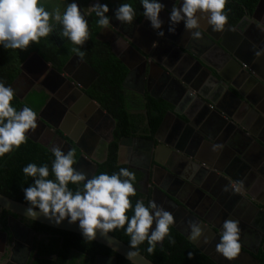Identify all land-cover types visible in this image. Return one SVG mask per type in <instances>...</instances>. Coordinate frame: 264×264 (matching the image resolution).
Wrapping results in <instances>:
<instances>
[{
  "label": "clouds",
  "instance_id": "1",
  "mask_svg": "<svg viewBox=\"0 0 264 264\" xmlns=\"http://www.w3.org/2000/svg\"><path fill=\"white\" fill-rule=\"evenodd\" d=\"M226 0H178L168 13V32L174 33L176 25L183 23L191 38H200L199 19L206 17L213 31H222L227 23ZM143 17L156 31L157 36L164 37L160 13L164 9L161 0H140ZM89 11L98 18L96 23L107 27L110 23L109 8L96 0ZM136 12L128 2L121 3L112 14L116 21L131 25ZM51 18V22H50ZM60 26L59 35L67 38L73 45L83 46L89 38L86 13L78 7L75 0L67 3L63 12L45 10L43 0H0V47L4 49L26 50L30 45L47 37L56 24ZM156 45V42H153ZM77 57L84 55L79 47L73 48ZM264 49L255 51L260 57ZM13 89L0 81V157L12 152L25 143L27 134L37 127L36 113L30 107L20 110L11 105ZM221 145H212L216 151ZM54 159L51 162V175L47 165L37 166L28 163L22 168L25 176L32 178V183L22 188L24 200L29 207L27 215L33 219L42 214L57 225L65 220L76 223L85 240H94L97 233L107 235L116 229H123L129 237L130 251L127 258L137 254V246L147 242L146 251L153 253L157 243L165 237L174 243L170 227L174 224L173 215L149 200L145 205L137 199L130 205L129 197L136 195L135 177L127 168L108 174L101 172L87 177L73 167L74 156L71 150L65 152L58 146H51ZM69 183L78 185L75 191L69 189ZM82 184V187L79 185ZM243 181H233L226 185L239 192ZM131 207L132 214L128 215ZM38 210V211H37ZM188 236L196 241L203 237L199 223L188 222ZM216 251L227 259L237 256L240 250V228L237 221L225 219L221 225ZM204 242L207 243L206 238ZM191 258V253H189Z\"/></svg>",
  "mask_w": 264,
  "mask_h": 264
},
{
  "label": "trees",
  "instance_id": "2",
  "mask_svg": "<svg viewBox=\"0 0 264 264\" xmlns=\"http://www.w3.org/2000/svg\"><path fill=\"white\" fill-rule=\"evenodd\" d=\"M260 1L226 0L227 22L231 26H236L241 23L243 18L251 17ZM65 2L67 4L71 0ZM91 2L92 0H80L81 7L87 11ZM100 2L108 6L109 13L106 15L109 17L112 9L121 4H117L113 0H100ZM123 2L130 3L134 8L136 12L134 21L137 23L142 22L144 17L140 0H122ZM46 10L49 11V9ZM97 19L94 13L88 11L86 20L88 22L89 38L83 46L73 45L67 38L61 37L59 35L60 26L57 23L47 37L41 38L38 43L30 45L26 50L0 47V81L13 89L11 105L14 109L20 110L22 107L27 106L38 113L47 102L49 95L38 85L28 93L25 100H20L14 85L22 74L21 67L34 53H37L55 70L62 72L70 59L76 55L73 48L79 47L84 53L79 58L97 73V77L85 93L115 122L112 130V140L106 145L105 158L101 162H95L97 170L94 175L101 172L112 174L118 172L122 167L127 168L134 174V187H136V195L129 197L130 205L134 206L137 199L147 205L150 200V193L145 196L138 189L141 173L134 172L127 164H123L119 160L120 141L123 138L134 136H140L145 140H154V135L159 129L168 107L162 100L147 96L144 105L146 113L144 115L131 113V97L124 87L129 71L114 54L110 43L99 38V34L105 27L99 26L96 23ZM56 132L73 145L71 151L74 156L73 167H75L81 155L80 149L68 137H65L60 130ZM53 159L54 157L48 147L27 137L25 143L20 145L19 148H14L12 152L0 157V193L28 205L24 200L21 189L31 184L32 178L25 176L22 168L28 163H34L37 166L47 165L49 178H53L51 175V162ZM79 186L82 187V184ZM68 187L70 190L75 191L78 185L69 183ZM8 214L9 212L5 209L1 210L0 226L6 225ZM127 214H132L131 207ZM23 221L28 220L23 219ZM28 222L30 228L38 235H42L43 238L35 247L34 259H30L26 264H96L98 257L114 259L115 264H133L109 247L94 240H85L80 234L57 230L36 221L29 220ZM110 234L129 245V237L122 228L113 230ZM170 235L173 237L174 243H169L168 238L165 237L161 244L157 243L153 253L149 254L146 251L147 242L145 241L137 246V251L155 264H218L172 226L170 227ZM189 253H191V258H189ZM255 258L259 261V264H264V248L258 251Z\"/></svg>",
  "mask_w": 264,
  "mask_h": 264
},
{
  "label": "water",
  "instance_id": "3",
  "mask_svg": "<svg viewBox=\"0 0 264 264\" xmlns=\"http://www.w3.org/2000/svg\"><path fill=\"white\" fill-rule=\"evenodd\" d=\"M174 4H175V2H174ZM262 4H264V0H261L259 2L257 7L255 8L254 12L251 14L250 18L245 17L242 19L241 22H249V26H250L249 30H251V29L257 30L260 32V34L264 35V29L259 28L258 25L255 23V21L257 23H260V22H258L259 20L255 18V13H258V8ZM170 10L171 9H165V10L163 9L162 12L165 15L166 14L168 15ZM163 19H164V21H166V16H164ZM146 21L147 20L145 19V22ZM145 22L144 23L140 22V23H136V24L138 27H143V26L145 27L146 26ZM239 24H237L236 26H231L230 23H228V22L226 23L225 28H224L226 33H227L226 35L228 36V34H231V35H229V36H231V37H229V41H228V37H226L225 35H223V36L220 35V37H222V39L221 40L218 39V37H219L218 35L215 36V35L211 34L201 24H200V29H201L200 31L203 35L207 36L208 40L212 44L217 45V48L223 50V53L226 55V57L232 62L233 66L236 67L235 73H237L238 76H240L241 78L247 79L248 83L249 82H251L252 84L258 83L261 86V84L264 83V77L261 74H259L252 66H250L248 64V61H245L244 59H242L240 57V55H238V52L234 51V50H236V49H234V46L236 43L241 44L243 38H245V37L249 38V33L245 32L244 27H240ZM179 25H181L183 27L182 33H180V34H176L177 32L169 33L167 30L168 24L165 28L164 22H163L162 23V30L164 31V37L157 36L156 31H154V35L151 37V40H149V46L146 50L139 48L140 46L137 44H133L134 42L132 43L129 41L127 42L124 39L123 40L127 42L126 48L130 49L133 54H136V56L139 58L140 62L142 63V66L140 67L141 76H142V78H144V77L148 78L146 82H149L151 80V78L154 77V70H152V68L153 67L157 68L158 71L161 70L160 72L162 73V77H161L162 80L161 81L163 83H165L167 80H170L169 82H171V85L174 86L173 88H176L175 91L177 92V97L179 98L178 102H180L181 104L186 105L188 103H193V105H195V106H197V105H204V106L211 105L212 106L213 105L214 107H217L199 89V86H198L197 81H196L197 76H196V71L194 69V63L193 62H197L198 66H200V68L204 67V65L201 62V58L197 57L196 54L192 50L186 48L184 43H182L183 39H184V41H187V38L190 36V33L184 29L182 22ZM202 31L205 32V34ZM240 34H242V35H240ZM128 40H130V39L128 38ZM157 41H158V43H157ZM233 41H236V42H233ZM258 41H259L258 39L254 40V44H253V42L251 40L247 39V42L245 45H246V49L249 50L250 54L251 53L254 54L255 51L258 50V48H257ZM153 42H156L155 46L153 45ZM111 48H112L114 54L122 61V63L127 67L128 71H129L127 78L124 82V85H125L127 79L135 71L134 70L135 68H134V66L129 64V62L127 60H125L124 57L120 56V54L114 49L113 45H111ZM184 48L186 49L185 53L183 52V50H185ZM170 49H171V51L175 50L177 52V54L178 53H180L181 55L184 54L183 58H185L186 61L181 62L180 64H178L176 62V60H178V59H175V61L173 63L168 62V58L170 57V56L168 57V55L170 53ZM246 52H248V51H246ZM78 63L80 64V68L77 67ZM21 69H22L21 76L23 74H25V72L28 69H30V70L32 69L33 71H35V72H31V75L34 74L32 76V80L34 82L38 83L41 86V88H43L48 93V95H50L49 100L45 103L42 110H40L38 113H36L37 127L34 130H31L27 134V137L32 139L33 141L41 143L50 149L51 147L48 145V143L51 142V140L54 136L55 138H57V140H59V142H63L64 145L69 150L73 149L72 145L69 142H67L65 139H63L56 132L57 130H60L62 133L67 135L66 129L59 126L58 121H60L62 119L61 115L64 114V109L66 111L67 107L65 105V101L69 100V99H71L73 101V104H74L70 109L71 112L73 111V114H75L77 116V118L81 121V122L78 121L80 124L82 122L85 124V127H84V124H81L80 128L84 127V129H88L90 126L94 127L95 126V120L96 121L98 119L102 120L104 118L111 119L112 123L114 124V120L111 118V116L108 115L103 109H101L99 107V105L85 93V91L90 87L92 82L97 77V73L94 71L93 68H91L87 63H85L83 60H81L76 55L70 59V61L63 68L62 72L55 70L49 63L45 62L37 53H34L23 64ZM68 69H70L71 72L75 73V74L74 75L71 74V72ZM89 75H90V77H89ZM158 75H159V73H158ZM220 76L224 77V75H222V74H220ZM223 77L222 78L220 77L222 82L227 83L228 79H226V77H224V78ZM259 79H260V81H259ZM261 81H262V83H260ZM30 82H32V81H30ZM31 85L32 86L24 93V95H22V96L18 95L20 100H25L28 93L33 89V84L31 83ZM73 93L76 94V97H74V98L72 97ZM193 95L195 96L196 101H193V99H192ZM78 96H80V98H82V102H77L78 98H79ZM84 102H85V104H86V102H90L91 104L94 105L96 112L92 113L93 117L91 116V114L85 115V116H82L79 114V112H78L79 108H81V106L84 105ZM56 105L59 106V108L61 110ZM172 105L176 106V108L173 110H169L166 113L158 131L156 132L157 135L163 129L164 125L167 124V122H169L170 119H174V120L177 119L178 121L182 122L178 117H176L180 113V111L177 108V105H179V104L178 103H176V104L172 103ZM251 106H255V104H253ZM51 107H54L55 109H57V112H59V115L56 118L55 123L49 122L45 118V116L43 115L44 112L49 110ZM256 108H257V110H256L257 112L255 111L256 114L257 115H260V114L263 115V117L260 119L261 121L259 120V123H258V118L256 117L257 118V127H258V126H261L264 124V111H263V108H261V106H258ZM73 114H71V115H73ZM257 115H255V116H257ZM173 117H175V118H173ZM214 117L218 120V122H220L221 119L224 120L223 124H225L226 121H229L228 117L231 119L232 127L230 129L231 130L234 129V131L237 130L239 133L236 136H234L233 138H231L229 141V144L232 147L231 154L233 155L234 158H237L238 160L247 161V154L248 153H247V149H245V148H248V147H245V145H248L250 142L255 141L254 140L256 138L255 132H253V130H250V128L247 126V124H244L240 119H237L235 117L232 118L231 115H229V114H225V117H224V115L222 114V110L219 107L214 109ZM88 118H90V121H88L89 120ZM187 118L189 121H192V119L189 116ZM38 129L41 132L39 135L36 134V131ZM40 136H42L43 138H46V140L48 142L45 140L43 141L42 139H39L38 137H40ZM71 139L74 142V144L76 145V147H78L82 152V154L79 157L74 168L76 170L80 171L81 166L87 167L88 169H91V172H92L91 176H93L97 170V165H96V163L91 161L92 160L91 153L87 152L84 149V147L79 143V141H77L76 139H73L72 137H71ZM124 140L125 139H123L120 143V150H122V144H123ZM97 141H98V139H97ZM152 141L153 140H151L149 143L153 146L154 143ZM178 144L179 145H175V143L174 144L170 143L168 145L170 147V150L173 152L172 158L174 157V159L171 158V160L169 161L168 164L159 163L162 165L163 170H165L167 173H170V175L167 176L169 181L172 178L178 176V173H177L178 171L175 170L176 164L174 162V160L176 158H181V160H182L179 163L180 168H182V167L183 168H190L193 170L194 168H196V164H197V167L200 166V165H198V163H195V161L196 162L199 161L200 163H203L202 158L200 159V157H198L194 153L195 151H197L196 145L195 146L193 145L191 147V150L188 151V150L184 149L185 148V147H183L184 143L183 144L178 143ZM227 153H225V154L227 155ZM182 155H184V157ZM228 155H229V153H228ZM207 164H209V163H207ZM187 165H189V166L187 167ZM250 165L251 166H247V171L251 172L252 168L259 171L257 166H252V164H250ZM215 169H218V168L216 167ZM204 170L206 171V173H205L206 177H205L203 184L199 188V191L201 192V196L204 198L203 199L204 203L206 204V202H209V203L211 202L214 205L223 204L222 198H224V196L227 193V191L224 193V188L226 185H229L231 182H233L235 180H233V178H231L229 180L228 179L229 178L228 173H223L222 176H219V175H217V173L215 171H211L209 169H204ZM187 171H189V170L187 169ZM253 176H256V173H253ZM185 177H188V176H185ZM250 182H251L250 180L249 181L247 180L244 184H242L240 191L236 192L238 194L236 201L247 205L248 207L251 208V210L253 209V210L259 212V218H260V222H261L260 224H264V210L262 208H260V206L258 205L259 200L257 199V197L254 196L253 194H251L247 189V186H248V184H250ZM193 184H194V181H193ZM195 185H196V183H195ZM262 186H263L262 193H263V198H264V184ZM230 191H231V189H229V192ZM227 195H228V193H227ZM170 200H173V199L170 198ZM227 201H229V197H227ZM179 205L182 207L181 209L183 210V213L187 214L189 217H193V218L198 217L200 220L205 221V222L199 223L203 230L206 227L210 228L212 226V224H211V222H209V220H205V218L202 217V215L199 216V214H197V212H195L193 209H191V207L189 205L185 204L183 200H179ZM28 207H29V205L21 203V202L16 201V200H13V199L6 197L0 193V208L1 209H5L6 211L10 212L11 214L17 215L18 217L25 218V219L30 220V221H36V222H39V223L44 224L46 226L55 228L57 230L68 231V232H73V233L82 235L81 231L78 228V225L76 223L69 224L67 222V220H65L61 224L57 225L54 221H50L48 218H46L42 214H38L35 219L29 217L27 215V212H26V209ZM258 223H259V221H258ZM263 228H264V226H263ZM178 231H180L181 233L183 232V235L192 244L196 245L200 249L199 245L201 243L197 240L196 241L191 240L188 236V233H186L187 231L184 232V231H181L179 229H178ZM215 231L216 232H214V231L213 232L219 236L221 230L219 228H215ZM94 241L109 247L110 249H112L116 253H118V254L122 255L123 257H125L126 259H128L127 253H128V251H130L129 245H127L126 243L117 239L116 237H114L110 233H108L107 235H101L98 232ZM202 242H203V244L205 243L203 240H202ZM159 244H161V242ZM243 248H245V247H243ZM246 250H247V252H245L244 250H242L240 248L239 252H241L245 256V258L247 259L248 262L251 261L252 264H259V261L256 260V258L254 256H252L251 251L248 249H246ZM203 253L205 255L211 257L208 252L203 251ZM212 259L214 261H216V263H218V264H223V263L215 260V258H212ZM112 260L115 263V260L114 259H112ZM128 260L131 261L133 264H155L153 261H151L145 255H143L142 253H140L138 251H137V254L135 255L134 258L128 259Z\"/></svg>",
  "mask_w": 264,
  "mask_h": 264
},
{
  "label": "crops",
  "instance_id": "4",
  "mask_svg": "<svg viewBox=\"0 0 264 264\" xmlns=\"http://www.w3.org/2000/svg\"><path fill=\"white\" fill-rule=\"evenodd\" d=\"M75 1H77L81 7L80 0H75ZM95 2L96 0H92L90 5L88 6V11L90 6ZM65 5L66 2L64 3V7ZM64 7L61 12H63ZM83 11L84 13H86V15L88 14V11L86 9H83ZM258 20H259L258 22L260 23H257L256 21L255 23L258 25L259 28L264 29V15L262 19H258ZM147 22L148 21H146L145 24H147ZM163 22L164 25L168 24L167 16H166V21ZM199 23L205 29H207L211 34L215 36L218 35L219 36L218 39L220 40L222 39L220 35L221 36L225 35L226 37H228V41H229V37H231L229 35L231 34H228L227 36L225 29H223L222 31H213L212 27L207 23L206 17L203 19H199ZM239 26L244 27L245 32L249 33V38L248 37L243 38L241 42L242 45L236 43L234 46V49L236 50L234 51L238 52V55H241L242 53L241 50L243 49V56L247 57L248 55L250 56V58H252L250 66H253V68L264 77V54H262L260 57H257L253 53L250 54L249 50L248 53H246L247 49H245L246 46H244L247 42V39L248 40L254 39L253 38L254 32H251V30H249L250 28L249 22H241ZM107 27H105L103 31H101V33L99 34V38L102 40H105L104 38L107 39L106 36L108 35V33H110V30L113 31L115 29L114 26L111 25L110 23L109 26ZM143 27H139L140 32L141 31H143L144 33L154 32V30L149 25L148 26L146 25L144 28ZM175 32H177L176 34L182 33L183 27L179 24L176 25ZM203 33L205 34V32ZM259 38L261 39L259 40L260 41L259 44H261V47L258 48V50L264 49V35L261 34ZM132 40L135 42V44H137L136 39L135 40L132 39ZM142 40L144 43L146 42L145 38ZM147 43L149 44V39ZM183 43L186 48L192 50L197 57L201 58V62L204 65V67L200 68L197 62H193L197 76L196 81L200 91L204 93L205 96L208 99H210L215 106L219 107L222 110V114L224 116L225 114H229L231 115L232 118L235 117L237 119H240L244 124H247L250 130H253V132H255L256 134V138L254 139L255 141L250 142L248 145H245V147H248L245 148L247 149V153H248L247 161L238 160L237 158H234L233 155L231 154L232 147L229 144V141L231 138L239 134L238 131L237 130L234 131V129L231 130L230 129L231 124H229L228 126H226L225 124L224 125L220 124V122H218V120L214 117L213 113H209L205 111L204 105L195 106L193 105V103H188L186 105H183L180 102H178L179 98L177 97V95L174 94L175 90H173L174 88L173 89L171 88L172 86L171 82L167 80L165 83H163L161 81L162 80L161 78L162 73L160 72L161 70L158 71V69L155 68L154 77L151 78V81L149 82L146 83L143 82L142 84L141 82L143 79L142 77H141V81H139V77H138L137 82L134 81L133 76H130L127 79L125 89L130 94L131 97V101H132L131 113L134 115L145 114L144 94L152 98L156 97L157 95L165 96V98H167L171 102H177L180 105V106L177 105V108L180 111V113L176 117H178L182 122L178 121L177 119L175 120L170 119L169 122H167V124L158 134L157 136L158 138L156 139L154 137V140L152 141L154 143L153 146L149 144L147 140L141 138L140 136H134L135 137L134 139L132 138L130 140H125V142H123L122 144V150H119L120 162L123 164L129 163L136 170V172L141 173L143 176L145 175L144 179H146V181L142 182L139 185V187L147 191H151L152 189H154V191L156 192V199H155L156 204L162 206L166 210L168 208L171 209L170 211L171 214L175 212V208H173V206L171 205L168 206L167 204L164 203V201L170 200L171 198L174 201L173 200L170 201H173L178 205L179 200L189 199L191 197L189 195L192 193L193 188H200V186L203 184L206 177L205 174L206 171L204 169L215 171L219 176H222L223 173H228L229 178L228 177L227 178L229 180L233 178V180L235 181H243V184L247 180L248 181L250 180L251 182L250 184H248L247 189L251 194L256 196L257 199H259L258 205L260 206V208L264 210V199L262 193V188H263L262 185L264 184V124L257 127V118L259 123V120L263 117V115L256 114L257 112L256 107L258 106H261V108H263L264 111V91H263L264 83H262L261 81L260 83L263 84V85L261 84V86L258 83L256 84H252L251 82L248 83L247 79L239 77L237 73H235L236 71H234V74L231 75L233 69L234 70L236 69L235 67H233L232 62L230 60L229 62L221 61L224 57L223 50L217 48V45L213 44L211 46L207 36L203 35L202 33H201V37L198 39L191 38L190 36L187 38V41H184L183 39ZM139 48L144 49L141 46ZM184 61L186 60L183 59L181 62ZM77 67H80L79 63ZM209 70L212 73V75L216 77L217 80H212L211 78L208 77ZM69 71L71 72L70 69ZM155 71L157 72V74ZM227 72H229V75H231L228 79V82L229 80H233V79L236 81V82L234 81V86L230 85V83H228L227 85L223 84L219 73L224 74V77H226L225 74L227 75L228 74ZM158 73H159V77H158ZM71 74H75V73L71 72ZM235 83H238L239 85ZM242 88H245V90H243ZM192 99L193 101H196L194 95L192 96ZM77 102H82V98H80V101L78 100ZM86 104L84 102V105L81 106V109L85 107ZM253 104H255V106H251ZM170 105H171V109L176 108V106H173L172 103H170ZM217 107H214V109H216ZM81 109H80V113H82ZM95 112L96 110L93 112L88 111L85 112L84 114L85 115L91 114V116L93 117L92 113ZM66 116H68V114H66ZM188 116L192 119V121L188 120L187 118ZM74 117H76L75 114L69 115L67 119H72ZM90 118H88L89 121ZM105 119L106 118L102 119V121H104ZM67 127L68 129L73 128L74 130H76L78 127L79 136L72 137L77 141L83 140L85 137L86 140L90 138V136H88V131H90L89 128L83 129L81 131L82 128H80L79 124L76 123L74 120H73V124ZM92 130L94 131L93 132L94 134L92 136H95L92 146L96 148L97 145H99L100 143V137H99L100 134L97 131H95L93 128ZM67 135L69 136L71 134L67 132ZM67 135L64 134L65 137H68ZM170 143L173 144L175 143V145H179L178 143L180 144L184 143L183 147H185L184 149L188 151L191 150V147L193 145L194 146L196 145L197 151H195L194 153L198 157H200V159L202 158L203 163H200L199 161L198 162L195 161V163H198V165L200 166L197 167L196 164V168H194L193 170L190 168H183V167L180 168L179 163L182 160L181 158H176L174 162L176 164L175 170L178 171L177 172L178 176L172 178L169 181L167 176H169L170 173H167L165 170H163L161 164H168L172 158L173 152L170 150V147L168 146ZM214 144L221 145L222 147L218 148L216 151H213L212 145ZM227 152L229 153V155ZM225 153H227V155ZM105 154H106V146H105ZM182 156L184 157V155ZM101 158L102 157L94 161V163L103 161L105 156L102 160H100ZM172 159H174V157ZM147 160H148V164H147ZM144 161H146V164L144 165L145 168H142ZM249 163L252 164V166H257L259 171L253 168L251 169V172L247 171V166H251ZM188 166L189 165H187V167ZM216 167L219 170L215 169ZM187 169L189 171H187ZM253 173H256V176H253ZM175 179H179V181L183 182L185 186L186 185L190 186V188H187L183 185L180 186V184L175 185L174 184ZM166 190H170V193L166 192ZM199 202L200 200L198 201V203ZM202 202L204 201L202 200ZM225 202L232 203V201H225ZM235 205L236 207H239L240 205H242V203L237 202ZM224 211H225L224 206L218 210V215L220 218L223 217ZM176 225H183L184 227H186V224H181L180 220L176 221ZM260 225L264 226V224H260ZM253 228H255L254 230H257L258 236H260L261 239L263 240L264 229H261L260 226H255ZM258 228L261 229L260 232L262 234L258 231ZM98 263L111 264L110 262H107L105 259H99V261L96 262V264Z\"/></svg>",
  "mask_w": 264,
  "mask_h": 264
},
{
  "label": "flooded vegetation",
  "instance_id": "5",
  "mask_svg": "<svg viewBox=\"0 0 264 264\" xmlns=\"http://www.w3.org/2000/svg\"><path fill=\"white\" fill-rule=\"evenodd\" d=\"M174 2L177 3V6L179 5L178 4V0H161V3H163V5H164V10L165 9H171L173 7V5H174ZM76 3L78 5V7L82 10V12H84L83 9H82V7H80V5L78 4V2H76ZM116 8L117 7H115L114 9H112V12H111V15H110V24L113 25L115 29L114 30L112 29L113 31L110 30V33H108V35L106 36L107 39L104 38V37L103 38L105 39V41H108L110 43V45H113L114 46V49L120 54L121 57H124L125 60H127L129 62V64H131L132 66H134V68H135L134 70L135 71L131 74V76L134 77V81L137 82L138 81V77H139V81H141V77L142 76H141L140 67L142 66V63L140 62V60L136 56V54H133L130 49H127L126 48V44H127L128 41L133 43L134 41L132 39H134V40L136 39L137 40V44L146 50L148 48V46H149V44L147 43V41H148V39L151 40V37L154 35V32H149V33H144L143 31L140 32V28L137 26V24H136L137 22H135V21H133V23L131 25H127V24H124L122 22L116 21L115 19L112 18L113 11ZM263 15H264V4H262L258 8V13H255V18L256 19H262L263 18ZM164 16L165 15L161 12L160 13V18L162 19V22L164 21V19H163ZM166 16H167V19H168V15L167 14H166ZM143 21L145 22V18L143 19ZM143 21H142V23H143ZM146 25H149L150 26V23L147 22ZM166 26L167 25H164L165 28H166ZM251 32H254L253 33V38L254 39L251 40L253 42V44H254V40H257V39L258 40H261L259 38V36H261V34L259 33V31L251 29ZM128 38L130 40H128ZM144 38L146 40L145 43L142 40ZM123 39L126 40L127 42L124 41ZM157 43H158V41H157ZM259 43H260V41H258L257 48H260L261 47V44H259ZM134 44H135V42H134ZM210 45L212 46L213 44L210 42ZM183 52L185 53V50H183ZM223 56L224 57H223V59L221 61H223V62H229V59L226 57V55L224 54ZM168 57H169L168 58V62H172L173 63L175 61V59H178V60H176V62L178 64H180L181 61L183 59H185V58H183L184 57V54L183 55H181L180 53L177 54V52L175 50L174 51H171V49H170V53H169ZM248 57H250V56H248ZM152 70H155V68L153 67ZM234 71L235 70L233 69L231 75L234 74ZM31 72H35V71H33L31 69L29 73H31ZM227 73L228 74L227 75L225 74V76L227 77L226 79H229V77L231 75H229V72H227ZM220 74L221 73H219V75ZM33 75L34 74L30 75L28 78H29L30 81H32L33 88H35L39 84L36 83V82H34L32 80V76ZM222 75H224V74H222ZM208 77L211 78L212 80H217L214 75L212 76V73L210 71L208 72ZM220 77L222 78L223 76H220ZM147 79H148L147 77H144L142 79V81H141L142 84H143V82L146 83ZM234 81H235L234 79L233 80H229V82H227V83L223 82V84L227 85L228 83H230V85H233L234 86ZM235 84L239 85L238 83H235ZM125 86H126V83H125L124 87ZM171 88L173 89L172 86H171ZM242 89L245 90V88H242ZM173 90H176V88H174ZM174 94L177 95V92L175 91ZM144 96L147 97L146 94H144ZM72 97L73 98L76 97V94L73 93L72 94ZM49 98H50V96H49ZM49 98L47 99V101L49 100ZM153 98L154 99H158V100H162L166 104V106L168 107L167 108V112L169 110H173V109H171L170 103H173V104H176L177 103V102H171L170 100H168L167 98H165V96H158L157 95L156 97H153ZM65 105L67 107L66 108V111L64 109V114L61 115L62 116V119L60 121H58V123H59V126L65 128L67 131H70V130H68V127H67V126H70V124L65 125V121H68L67 123H70V121H69V119H67V117H69V115H71L70 113H73V111L71 112L70 109H71V107L74 104H73V101L71 99H69V100H66L65 101ZM144 105H145V101H144ZM57 107L59 108V106H57ZM204 107H205V111L206 112H209V113H213L214 114V112H213L214 106L213 105L212 106L211 105H207V106H204ZM42 108H41V110H42ZM67 113H68V116H66ZM43 115L45 116V118L49 122L55 123L56 118L59 115V112H57V109H55L54 107H51L49 110L45 111ZM228 119H229V121H226L225 122V125L228 126L229 124H231L230 127H232L231 119L229 117H228ZM223 121L224 120L221 119L220 124L224 125L223 124ZM104 122H108V123H106L105 129H107L108 126H109V124H111L110 131L104 130V132L106 131V134L105 135H108V136H105L104 137V136H102L100 134L102 136V139L103 140H106L105 144L107 145L112 140V130H113L114 126H115V122L113 124L112 121H111V119H109V118H106L103 121V123ZM101 125H98L97 121L95 120V126L94 127L93 126H90L89 129H92L93 128L95 131L101 132L102 131ZM40 133L41 132L38 129L36 131V134L39 135ZM70 134L71 135H69V137H68L69 139L71 137H73V136L78 137L79 136V129H78V127H77L76 130L73 131V133H70ZM93 134H94L93 132L88 131V136H90V138H88L86 140V137H85L83 140H80L79 141V143L89 153H91L93 151V149H94V147L92 145H93V140H94V137L95 136H92ZM157 136H158L157 134L154 135V137L156 139L158 138ZM38 138L39 139H42L43 141L44 140L47 141L46 138H43L42 136H40ZM132 138L134 139L135 137L123 138V139L130 140ZM125 140L123 142H125ZM121 141H120V143H121ZM147 142L149 143L150 140H147ZM72 143L74 144L73 141H72ZM48 145L50 147L53 146V145L58 146L62 150H64L65 152H67L69 150L64 145L63 142H59V140H57V138H55L54 136H53L51 142ZM72 147H73V145H72ZM81 154H82V152H81ZM94 159H95V157H94ZM119 160H120V157H119ZM145 164H146V161L143 162V165H142L143 167L142 168H145V166H144ZM147 164H148V160H147ZM127 165H128V167L131 170H133L134 172H136V170L129 163H127ZM139 167H141V166H139ZM80 172H83L87 177H90L91 176V173H92L91 172V169H88L87 167H84V166L83 167L81 166ZM136 173H138V172H136ZM144 177H145V175L144 176L143 175L141 176V180L138 183V189L145 196H147L148 193H150V200H152V201H154L156 203V201H155V199H156V192L154 191V189H152L151 191H147V190L141 189L139 187V185L142 182L146 181V179H144ZM174 184L175 185L180 184V186L181 185L185 186V184L183 182L179 181V179H175L174 180ZM185 187L190 188V186H187V185ZM166 192L170 193V190H166ZM225 192L226 191H224V193ZM227 193H228V195H227ZM227 193L224 196V198H222L223 204H216V205H214L211 202L210 203L209 202H206V204H205L204 202H202V200L204 198L201 196V192L199 191V188H193L192 193L189 195L191 197L189 199H187L189 201H187L185 199L183 201H184L185 204L189 205L191 207V209H193L195 212H197V214H199V216L202 215V217H204L205 220H209V222H211V224H212V226L210 228H208V227L204 228V230H203V237L201 239H198L197 240V241H199L201 243L199 246H200V250L202 252L203 251L204 252L205 251L208 252L212 258H215V260H217L218 262H221L223 264H231L232 262H233L232 264H252L251 261H249V262L247 261V259L245 258V256L241 252H238V254H237L236 257H234V258H232V259L229 260V259L223 257L221 254H219L216 251V249H215V246H216V244L219 241V236L214 233V232H216L215 231V228H219L220 230H222L221 225H222V222L225 219H230V220H234V221H237L238 222L239 228H240V248L242 250H244L245 252H247L246 249L250 250L252 256L255 257V255L258 253V251L261 248H264V238L262 240L261 237L258 236L257 230H254L255 228H253L255 226H260L261 229H264L263 226L260 225L261 222H260V218H259V212L255 211L253 209L251 210V208L248 207L245 204H242L239 207H236L235 204L238 202V201H236L237 200V197H238V194L236 192L232 191V190L230 192L228 190ZM227 197L230 198L229 201H232V203L225 202V201H227ZM199 200H200V202L198 203ZM164 203L167 204L168 206L171 205V206H173V208H175V212L172 213V215L174 217V224H173L172 227H174L176 230L179 229V230L184 231V232L187 231L186 233H188V227H187V225H188V222L189 221H193V222H197V223L205 222L204 220L203 221L200 220L198 217L197 218L196 217L195 218L189 217L187 214L183 213V210L181 209L182 207L179 204L177 205V203H175L173 201L165 200ZM223 206H224L225 211L223 212V217L220 218L219 215H218V210L221 209ZM1 210L2 209L0 208V213H1ZM167 210L169 212L171 211V209H169V208ZM23 219H25V218H21V217L15 216L14 214H11L9 212V214L7 215L6 225H1L0 226V259H1L0 260V264H26V263H28V261L30 259H32V260L34 259L35 254H33V252H35L34 251L35 250V247H36L37 243L43 238V236L42 235H38L33 229L30 228L29 222H28L29 220L25 222V221H23ZM178 220L181 221V224H186V227H184L183 225H176V221H178ZM258 221H259V223H258ZM261 229L258 228V231L260 232ZM205 238H206V240L207 239L208 240H207V243H204L203 244L202 240L204 241ZM242 246L245 247V248H243ZM99 259H105L107 262H110L111 264H115L112 259H110V258H103V257H98L96 259V262H98Z\"/></svg>",
  "mask_w": 264,
  "mask_h": 264
},
{
  "label": "rangeland",
  "instance_id": "6",
  "mask_svg": "<svg viewBox=\"0 0 264 264\" xmlns=\"http://www.w3.org/2000/svg\"><path fill=\"white\" fill-rule=\"evenodd\" d=\"M66 0H43V5L45 7V10L46 9H49V11H53L54 9L55 10H59L60 12L62 11L63 7H64V3H65ZM85 1V0H84ZM77 2V1H75ZM113 2L117 3V4H120L122 3V0H113ZM90 5V4H89ZM88 9V8H87ZM30 72V69H28L25 74H23L19 79L18 81L15 83L14 85V88L16 89V92L19 96H22L24 95V93L32 86L29 80V76L31 75ZM50 96V95H49ZM97 123L98 125H101L103 123L102 120L98 119L97 120ZM106 123L108 122H104L102 125H101V128H102V131L98 133L101 134L102 136H108V135H105L106 134V131L104 132V130H108L110 131V128H111V124H109L108 128L105 129V126H106ZM91 132H94L92 129H89ZM99 135L100 137V144L97 145L96 148L93 149V151L91 152V158H92V162L98 160L100 157H102L100 160H102L105 156V142L106 140H103L102 139V136ZM103 140V141H102ZM49 144V143H48ZM98 148V149H97ZM95 151V152H94ZM97 152V153H96ZM94 154V155H93ZM99 154V156H98ZM95 157V159H94Z\"/></svg>",
  "mask_w": 264,
  "mask_h": 264
},
{
  "label": "bare ground",
  "instance_id": "7",
  "mask_svg": "<svg viewBox=\"0 0 264 264\" xmlns=\"http://www.w3.org/2000/svg\"><path fill=\"white\" fill-rule=\"evenodd\" d=\"M244 46H246V45H244ZM245 48V47H244ZM246 49V48H245ZM242 51V53H241V55H240V57L242 58V59H244L245 61H248V64L249 65H251V59L252 58H250V57H248V55H247V57H244L243 56V49L241 50ZM248 51V50H247ZM246 53H248V52H246ZM244 57V58H243ZM233 67H235V66H233ZM253 67V66H252ZM236 68V67H235ZM79 98H78V100L80 101V96H78ZM80 109L81 108H79V114L80 115H82V116H85V112H88V111H91V112H93V111H95V107H94V105L93 104H91L90 102H87V104L85 105V107H83L82 109H81V112L82 113H80ZM76 116V115H75ZM73 120L76 122V123H78L79 124V126L81 127V124H84L83 122L80 124L79 122H77V120L78 121H80L78 118H77V116L76 117H74V118H72V119H69V121H70V123H67L68 121H65V125H67V124H70V125H72L73 124ZM89 121V120H88ZM81 122V121H80ZM84 127H85V124H84ZM84 127L82 128V129H84ZM72 129V130H71ZM71 129H68V130H70V131H67L69 134L70 133H73V131H74V129L73 128H71ZM82 129H81V131H82Z\"/></svg>",
  "mask_w": 264,
  "mask_h": 264
}]
</instances>
